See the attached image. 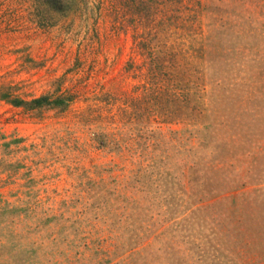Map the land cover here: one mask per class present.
<instances>
[{
  "label": "rangeland",
  "instance_id": "obj_1",
  "mask_svg": "<svg viewBox=\"0 0 264 264\" xmlns=\"http://www.w3.org/2000/svg\"><path fill=\"white\" fill-rule=\"evenodd\" d=\"M67 1L0 0V264H264V0Z\"/></svg>",
  "mask_w": 264,
  "mask_h": 264
},
{
  "label": "trees",
  "instance_id": "obj_2",
  "mask_svg": "<svg viewBox=\"0 0 264 264\" xmlns=\"http://www.w3.org/2000/svg\"><path fill=\"white\" fill-rule=\"evenodd\" d=\"M48 5L54 9H66L67 6H69V2L67 0H45ZM154 1L156 2V0H135L134 1V11L135 9L138 11L136 14H140V16L142 17L140 20H145L148 16L146 15L148 12H150L151 10H149V8L151 7V2ZM144 13V15L142 14ZM144 27H142V29L140 30V34H136L134 35V43H135V48L140 49L141 52L143 53V47H147L146 43L151 41V38L146 37L147 34H151V32H149L148 30H143ZM150 36V35H149ZM152 39H155L154 37H158V33L153 34V36H151ZM158 38L155 39V42H157L158 44H160L157 40ZM160 41V40H159ZM157 66H159V69H163L162 73L159 74L160 77V81H164L163 78H168L167 74L168 71H172V75L173 77H177V76H182V71L180 70V68L178 67L179 65L175 64L174 59H172V57H162L158 60V62L156 63ZM177 67V68H176ZM166 75H165V74ZM165 86V85H164ZM168 86V85H167ZM13 101V105L16 106H23V107H28L29 109H39L42 107H59V108H63L65 107V105H67L69 103V97L66 96H61L59 98H54V99H49L47 96H42L39 98H35L30 100L29 102H25L22 100H11Z\"/></svg>",
  "mask_w": 264,
  "mask_h": 264
}]
</instances>
